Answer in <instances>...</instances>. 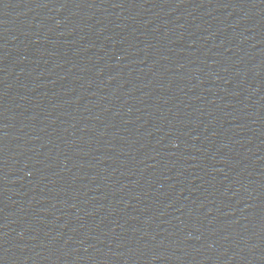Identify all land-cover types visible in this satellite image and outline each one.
I'll return each mask as SVG.
<instances>
[{
  "label": "water",
  "instance_id": "obj_1",
  "mask_svg": "<svg viewBox=\"0 0 264 264\" xmlns=\"http://www.w3.org/2000/svg\"><path fill=\"white\" fill-rule=\"evenodd\" d=\"M0 264H264V0H0Z\"/></svg>",
  "mask_w": 264,
  "mask_h": 264
}]
</instances>
